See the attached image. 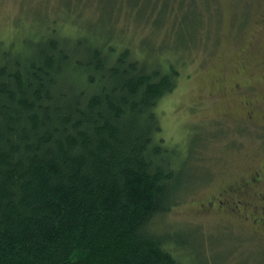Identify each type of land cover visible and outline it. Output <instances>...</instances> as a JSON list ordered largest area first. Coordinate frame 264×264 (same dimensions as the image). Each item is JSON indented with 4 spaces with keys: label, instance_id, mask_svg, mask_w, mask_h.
Returning a JSON list of instances; mask_svg holds the SVG:
<instances>
[{
    "label": "trees",
    "instance_id": "1",
    "mask_svg": "<svg viewBox=\"0 0 264 264\" xmlns=\"http://www.w3.org/2000/svg\"><path fill=\"white\" fill-rule=\"evenodd\" d=\"M32 20L19 48H0V264H187L180 238L154 229L202 180L197 139L182 153L162 136L176 48H137L112 14L106 32ZM218 238L212 255H228L232 237Z\"/></svg>",
    "mask_w": 264,
    "mask_h": 264
},
{
    "label": "rangeland",
    "instance_id": "2",
    "mask_svg": "<svg viewBox=\"0 0 264 264\" xmlns=\"http://www.w3.org/2000/svg\"><path fill=\"white\" fill-rule=\"evenodd\" d=\"M94 1L0 0V48H6L11 41L18 43L19 48L36 14L42 22H47L49 29L58 22L65 25L62 27L65 31H69L68 26L74 21L88 22L94 18L102 32L108 31L106 20L112 14L119 24L117 31L121 26L124 30L118 34L126 40L132 39L137 48L148 49L149 43L176 48L174 54L179 59L175 56L171 59L179 62L177 88L160 102L158 109L162 136L168 146L181 147L182 153L192 139H197L194 164L202 180L189 189L179 205L162 218H156L154 229L173 234L175 245L176 237L180 238L187 264H213L222 257L224 263L218 264H231L228 255H212L219 239L214 228L217 220L202 212L199 204L208 201L223 170L244 163L252 149L246 142L241 143L244 140L239 133L232 132L231 124L237 122H228L222 114L231 105L227 97L231 83L244 82L248 77L242 67L247 60L242 55L243 49L250 43L256 51L262 41L254 16L248 15L246 4L230 5L227 0H122V12H113L112 7L110 15L105 8L118 0ZM195 5L202 15L198 36L190 32L197 19L188 14ZM138 36H146V42L138 41ZM182 36L193 41L184 53ZM235 103L233 100L232 105ZM237 146L242 149L236 151ZM188 174L193 175L189 171Z\"/></svg>",
    "mask_w": 264,
    "mask_h": 264
},
{
    "label": "flooded vegetation",
    "instance_id": "3",
    "mask_svg": "<svg viewBox=\"0 0 264 264\" xmlns=\"http://www.w3.org/2000/svg\"><path fill=\"white\" fill-rule=\"evenodd\" d=\"M227 2L247 5L248 15L254 16L262 38L256 51L250 43L243 49L242 55L247 60L242 67L248 77L244 82L231 83L227 93L231 105L222 114L228 122H237L231 124L232 132L239 133L244 140L241 143L246 142L252 149L244 163L223 170L208 201L199 204V208L217 220L214 227L217 237H232L228 249L231 264H264V0Z\"/></svg>",
    "mask_w": 264,
    "mask_h": 264
}]
</instances>
